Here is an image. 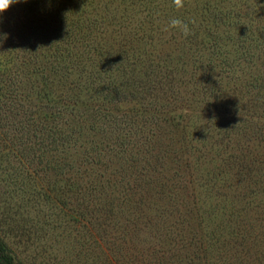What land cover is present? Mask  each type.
I'll return each mask as SVG.
<instances>
[{
  "label": "rangeland",
  "instance_id": "374dc122",
  "mask_svg": "<svg viewBox=\"0 0 264 264\" xmlns=\"http://www.w3.org/2000/svg\"><path fill=\"white\" fill-rule=\"evenodd\" d=\"M109 1L118 15L132 14L126 26H113L121 34L112 30L104 39L154 57L168 69L166 86L180 92L166 90L158 117L147 91L118 104L120 113L132 111L131 136L140 139L117 152L111 146L126 129L80 127L94 119L90 108L101 94L79 93L87 108L80 115L49 113L41 103L61 90L52 85L50 93L29 73L17 115L0 112V237L16 264H264V101L247 114V90L264 76V56H238L244 35L220 55L204 32L236 34L245 23L250 39H263L264 0H185L181 9L154 0L149 12L137 1ZM206 2L224 13L223 22L198 23L191 9ZM173 18L193 34L170 28ZM129 59L124 70L131 75ZM89 67H104L105 82L116 74L107 64ZM46 124H57V149L44 147ZM67 130L78 139L62 149Z\"/></svg>",
  "mask_w": 264,
  "mask_h": 264
},
{
  "label": "trees",
  "instance_id": "16d2710c",
  "mask_svg": "<svg viewBox=\"0 0 264 264\" xmlns=\"http://www.w3.org/2000/svg\"><path fill=\"white\" fill-rule=\"evenodd\" d=\"M100 1L26 0L25 2V0H20L19 3L13 4L6 12L0 13V112H5L7 118L17 115V107L22 104L23 95L25 94V88L22 90L21 85L29 81V73H38L39 78L36 85L40 86L42 84L45 90L50 89V93H54L52 85L60 88L61 93L56 92V100L52 97L53 99L48 98L41 103V109L49 113L55 110L60 112V116L65 114L63 112L66 111L71 113L78 111V115L85 112L84 109H87L86 101L81 99L79 93L90 89L96 95L101 94V97H96V105L90 108L91 112L94 113V119L89 124L84 122L80 127L92 131L102 129L109 133H114L120 128L122 131L126 129L124 135L118 133V141L111 146L113 150L117 148V152H126L128 147L136 144V140H139L140 137L135 139L131 136L133 134L131 127L136 124L135 116L131 118L132 111L127 109L120 113L118 104L134 99L142 93L141 91H147L152 95L150 99L151 102H154V108H156L154 116L158 117L160 112L158 110H160L159 108L163 103L166 90L171 93H179L180 91L172 89L170 81L166 86V81L170 78L168 69L163 68L164 66L159 63H155L154 57L148 55L147 58L141 57L144 58L141 59L137 49L126 47L119 40L110 43L108 39H104L105 35L111 33L112 30L117 34H121L123 29H114L113 26H126L125 21L132 13L118 15L120 12L113 10L117 6L109 5L108 0L103 4L101 2L100 6ZM113 1L117 0H110L109 2ZM131 1L144 4L147 12L155 5L154 0ZM195 8L196 10L191 9V13H198V23L199 21L209 22L211 17V21L223 22L221 19H223L224 13L215 6L210 9L211 4L208 2ZM191 16L195 21V14ZM250 30L251 25H245L244 23V27L236 34L231 33L228 29L221 30L222 33L220 34L218 28H208L204 32L211 46L216 47L220 55L225 54L224 51L227 53L226 46H230L229 44H232L233 40L244 35L243 39L247 38V40L246 42L241 40L243 44L245 43V46L238 45L236 50L241 53L238 52V56L241 55V57L247 59L261 58L260 60H262L264 56V38L256 39L257 37H255L250 39L248 35ZM39 57L42 59L40 60ZM4 58H9L10 65L7 67V60H4ZM96 58L99 60L98 63L94 62ZM128 58H130L131 67L136 69V72L131 75H128V72L124 70ZM104 59H107V63L104 62ZM93 64L113 66L111 69L115 70L116 74L113 77L109 76V79L105 82L103 78L105 71V69L103 71V68L105 66L100 69H92L89 65L93 66ZM230 64L232 70H234L233 63ZM137 65H140V67L136 68ZM35 66H37V69ZM77 70L80 71V74L76 73ZM126 72L127 77L125 78ZM70 73L74 74L75 77L69 78ZM251 85L250 89L247 90L249 92L247 114L251 110L250 108L259 106L258 101H264V76H261L258 84L251 83ZM165 87L167 88L165 89ZM252 89L256 90L253 91ZM29 95L27 100H29ZM91 98L94 99L95 97L91 96ZM57 101H60V104ZM78 103L80 105H77ZM32 120L34 122L37 118L32 116L29 121ZM97 120L101 122L99 123ZM53 122L59 123L57 119H54ZM55 125L57 124L40 127L43 131L42 135H44L41 137V140L45 141L43 142L44 147L47 143H50V148L57 149L56 134L59 129L57 127L53 130ZM136 127L139 130V127ZM39 133L40 131L32 134ZM49 136L50 139L48 140ZM76 137L72 131L67 130L66 134L59 137L60 147L64 149V145H69L72 140L77 141L78 137ZM37 155L42 156L41 153ZM65 165L67 166V162H62L58 165V169L60 171L64 170ZM219 224L223 226L222 220ZM239 244L246 247L244 242H239ZM0 264H16L12 250L1 237ZM157 264L169 263L165 259H161Z\"/></svg>",
  "mask_w": 264,
  "mask_h": 264
},
{
  "label": "clouds",
  "instance_id": "9594fccd",
  "mask_svg": "<svg viewBox=\"0 0 264 264\" xmlns=\"http://www.w3.org/2000/svg\"><path fill=\"white\" fill-rule=\"evenodd\" d=\"M19 2L20 0H0V13L6 12L11 8L13 4ZM173 3L177 9H181L185 7V0H173ZM191 23L195 24V21L193 20L191 21ZM169 27L179 30L184 37H188L193 34L192 29L189 27L188 23H185L183 20L178 18L171 19L169 22Z\"/></svg>",
  "mask_w": 264,
  "mask_h": 264
}]
</instances>
